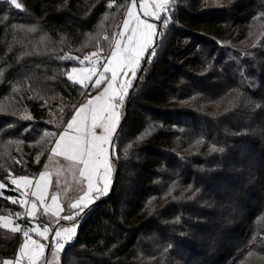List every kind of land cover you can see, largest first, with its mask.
<instances>
[{"label": "trees", "instance_id": "obj_1", "mask_svg": "<svg viewBox=\"0 0 264 264\" xmlns=\"http://www.w3.org/2000/svg\"><path fill=\"white\" fill-rule=\"evenodd\" d=\"M19 1L0 0V214L17 221L9 174L41 170L45 132L92 94L68 79L70 58L108 53L127 7ZM169 16L122 108L112 189L80 214L60 264H264V6L171 0ZM21 243L0 227V264Z\"/></svg>", "mask_w": 264, "mask_h": 264}, {"label": "snow or ice", "instance_id": "obj_2", "mask_svg": "<svg viewBox=\"0 0 264 264\" xmlns=\"http://www.w3.org/2000/svg\"><path fill=\"white\" fill-rule=\"evenodd\" d=\"M16 9L23 6L18 0H10ZM170 0H151L152 10L149 11L148 0H142L140 8L143 12L136 11V0L127 9V15L118 32V39L114 40V46L110 55H99L97 52L70 59L78 61L81 67H72L67 73L68 79L73 84H78L83 90L96 89V94L91 95L75 107L74 113L67 121L63 131L57 133L45 132L44 136H56L50 151L54 156L64 157L70 162L74 171H78L79 182L83 185L82 194L68 207L69 214L61 216L64 207L57 195L51 196V204L46 202L49 185V173L39 174L35 182L28 176H20L11 179V184L16 190L23 189L21 199L7 197L13 204L29 205L28 197H34L30 201V207H26L28 217L35 218L39 207H43L44 213H50L57 218V227L54 230V253L60 254L77 235V220L85 209L93 205L97 198L106 196L110 190L113 164L119 159L118 140L119 125L122 117V108L125 98L129 95V89L138 78V72L142 70L144 62H151L157 55V37L162 39L158 24L155 21H163L166 28L171 16H162L169 11ZM264 6V0H261ZM32 30H35L34 28ZM107 39V37H105ZM64 59V57H61ZM85 62L88 66L84 67ZM102 69V70H101ZM243 74V73H242ZM243 95V94H241ZM246 100V103H250ZM260 105H257L259 107ZM27 118V117H25ZM214 150L223 151V149ZM127 155V149H125ZM51 159V156H50ZM7 187L0 183V192ZM34 189V190H33ZM17 216L20 214L17 213ZM71 222L70 226H59V220ZM0 220H5L0 217ZM8 228L9 222L3 225ZM12 232H23V243L14 259H3L2 264H38L48 246L33 239L30 233H35L44 240L49 239V233L53 231L48 225L41 230L37 225L34 228L22 229L19 224L11 229Z\"/></svg>", "mask_w": 264, "mask_h": 264}, {"label": "rangeland", "instance_id": "obj_3", "mask_svg": "<svg viewBox=\"0 0 264 264\" xmlns=\"http://www.w3.org/2000/svg\"><path fill=\"white\" fill-rule=\"evenodd\" d=\"M128 2H129V0H127V4H128ZM141 2H142V0H138V3L136 2V11L140 12V13L143 12V9L140 8ZM148 2H149V9L148 10L151 11L152 10L151 0H148ZM18 3H20L19 0H18ZM130 4H132V3H130ZM169 5H170V3H169ZM108 6H109V3H108ZM126 15H127V13L125 14V17H126ZM161 15L162 16H169V11L167 13H162ZM152 22H155L158 24L159 21L157 22V21L153 20ZM3 23L6 24V19L3 20ZM121 27H122V24L120 26V29H121ZM120 29H119V31H120ZM30 31H32V30H30ZM45 38H46L45 35L42 34L38 40H44ZM118 38L119 37L117 35L115 39H118ZM113 46H114V43L112 45V48H113ZM112 48H111V50H112ZM111 50L108 53H105L102 51V52H99L98 54L103 56V57H107L108 55H110ZM93 52H95V51L87 52L86 55L93 53ZM83 57H81V59H83ZM83 66L87 67L88 66L87 62H85V65H83ZM72 67H81V65L77 64V65H74ZM70 69H69V71H70ZM96 91H97L96 89H92L91 95H95ZM129 92H130V89H129ZM127 96L125 98V101L127 99ZM70 118H71V116L65 121V123H64V125L60 131H63V128L66 126V123ZM121 119H122V117H121ZM50 156H51V159H50ZM44 171H47L49 173V177H48L49 185H48V190H47V195H46V202L48 204H51V196L57 195L59 201L61 202V205L64 207V212L61 213V216L65 215V214H69L70 209H69L68 205L71 202H73L74 200H76L82 194L81 189H82L83 185L79 182L80 178H79L78 171H74L72 166L70 165V162L67 161L64 157L54 156L51 154V151H50L45 162H44V164H43V166H42V169L37 174H35V175H14V174L10 173L9 174V181L11 182V179H15V178H18L20 176H28L29 178L33 179V181L35 182L36 180L39 179V174L41 172H44ZM113 181H114V172L112 170L110 190H109L108 194L110 193V191L112 189ZM0 183H4V182L0 181ZM4 184L7 185V183H4ZM7 187H8V185H7ZM7 187H5V188H7ZM14 187H15V185H14ZM19 191L23 192V189H20ZM100 198H102V197L97 198V200H99ZM32 199H34V197H31L29 195V197H28L29 205L24 206L25 207V213L23 214V218H22L21 222H25L26 224H28L29 228H34L37 225H39L41 230H42L44 225H48L50 228L53 229V231L49 233V239L48 240H44L43 238L38 237L35 233H30V235H32L33 239H40L41 243L48 245L45 248L44 255L41 257L40 261H38V264H60V257H61L62 252L58 255L54 253V241L52 239L54 236V230L57 227V223H56L57 218L52 216L50 213H48V214L44 213L43 207L38 208V211L36 213L35 218L28 217L27 213H26V207H30V201ZM81 215H82V213H81ZM0 217L5 218V220H0V227L5 228L3 226L4 223L9 222L8 228H5V229H8L11 231V229L13 227H15L17 224L20 225V223L10 214H3L2 213V214H0ZM77 223H78V228H79V222H77ZM70 224H71V222H69V221H64L62 219L59 220V226H61V227H67V226H70ZM20 227H21V225H20ZM77 232H78V229H77ZM14 233H18V232H14ZM75 238L76 237H74L73 240H75ZM22 243H23V239H22ZM22 243H21V245H22ZM19 248H18V250H19ZM18 250H17L15 256L17 255ZM14 257L8 258V259H14Z\"/></svg>", "mask_w": 264, "mask_h": 264}, {"label": "built area", "instance_id": "obj_4", "mask_svg": "<svg viewBox=\"0 0 264 264\" xmlns=\"http://www.w3.org/2000/svg\"><path fill=\"white\" fill-rule=\"evenodd\" d=\"M136 2H138V0H136ZM129 3H132V0H129ZM109 6H111V3H109ZM18 222L20 223L22 229L29 228V225L26 224L25 222H21V221H18ZM18 234H19L20 239H24L22 231L18 232Z\"/></svg>", "mask_w": 264, "mask_h": 264}, {"label": "crops", "instance_id": "obj_5", "mask_svg": "<svg viewBox=\"0 0 264 264\" xmlns=\"http://www.w3.org/2000/svg\"><path fill=\"white\" fill-rule=\"evenodd\" d=\"M138 3V2H137ZM129 5H131L129 2H128V4H127V7H126V11H125V14L127 13V9H128V7H129ZM124 18H125V15H124ZM124 20V19H123ZM123 22V21H122ZM42 169V168H41Z\"/></svg>", "mask_w": 264, "mask_h": 264}]
</instances>
